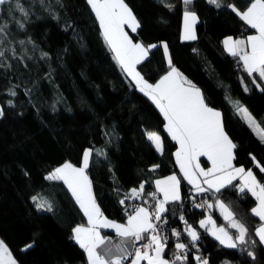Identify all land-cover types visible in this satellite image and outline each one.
Segmentation results:
<instances>
[{
	"label": "trees",
	"instance_id": "trees-1",
	"mask_svg": "<svg viewBox=\"0 0 264 264\" xmlns=\"http://www.w3.org/2000/svg\"><path fill=\"white\" fill-rule=\"evenodd\" d=\"M19 2L27 17L14 3L0 11V26L7 25L0 33L4 53L0 56V107L4 110L0 117V241L17 264H88L73 239V228L85 224V216L66 186L46 177L66 162L81 167L84 152L91 149L87 174L97 204L109 220L126 223L136 200L132 189L139 190L143 184L145 194L154 189L156 180L173 174L181 177L175 161L178 146L165 130L163 114L120 70L86 0ZM250 2L223 0L240 11ZM125 3L140 24L131 34L133 41L157 46L138 67L144 79L155 84L169 71L163 48L167 44L172 65L201 89L209 107L222 113L225 131L236 145L235 166L252 170L264 183V172L257 167H264V141L234 103L246 108L264 129V84L258 76H249L242 61L228 54L223 43L229 37L245 39L255 30L230 8H216L207 0H193L189 6L182 0ZM189 10L198 16L196 39L182 41L183 15ZM12 91L15 96L9 94ZM149 132L161 137L163 154L147 139ZM155 165L159 167L153 171ZM181 181L183 199L168 207L174 216L167 224H177L179 216L185 215L200 234L196 246L208 264H264V246L255 236L261 221L251 211L254 198L240 193L236 185L216 196L204 193L191 198ZM34 196L50 202L53 210H38ZM217 197L257 240L254 248L249 246L255 260L246 251L224 248L199 227L208 210L216 224L228 227L217 210ZM200 201L202 209L192 208ZM29 244L32 247L25 251ZM167 250L178 251L171 244ZM195 257L192 246L182 264H199Z\"/></svg>",
	"mask_w": 264,
	"mask_h": 264
},
{
	"label": "snow or ice",
	"instance_id": "snow-or-ice-1",
	"mask_svg": "<svg viewBox=\"0 0 264 264\" xmlns=\"http://www.w3.org/2000/svg\"><path fill=\"white\" fill-rule=\"evenodd\" d=\"M86 2L95 14L102 29L104 41L109 50L114 53L113 58L120 70L136 82L139 91L152 101L167 121L168 133L179 144V150L175 155L184 179L193 186L197 194L210 193L213 196L232 185L234 180L242 181L239 191L244 193L247 190L258 201V205L251 211L261 221V224L255 229V236L258 237L259 244L264 245V183L257 179L253 171H246L243 167L233 165L235 158L233 150L236 145L224 130L221 113L206 104L200 89L172 65L170 57L168 59L169 71L155 84L149 83L137 71L136 66L141 64L147 58L148 52L157 46L145 47L139 42H133L132 36L125 29L136 33L140 24L125 0H86ZM207 2L216 8H230L245 24L258 33L250 35L246 39L234 40L229 37L223 43L231 56L238 57L243 61V67L249 76L256 73L259 79L264 80V0H251L244 11L238 10L234 4L224 5L223 0H207ZM13 3H15L16 10L27 17L28 13L19 0H0V6ZM161 3H164V0H161ZM192 3L193 0H183L185 6ZM166 6L170 7V5ZM12 12L13 9L9 7L8 14L10 16ZM197 22L198 16L194 11L184 12V39L194 40L196 38L194 26ZM6 27L7 25L0 26V33ZM20 27H23V24H20ZM21 43L24 42L21 41ZM163 48L167 54V44H164ZM3 55L4 53L0 51V56ZM253 83H255V79ZM244 90L248 91L247 86ZM261 91H264V88H261ZM9 94L16 95L14 91ZM8 103L10 106L12 105L11 101ZM234 103L244 115L249 126L264 141V129L256 123L246 108L240 106L238 102ZM3 115L4 110L0 107V117ZM147 139L152 142L158 152L163 154V143L157 133L149 132ZM91 156L92 150H86L83 154L82 167H76L70 162H66L46 177L48 181L63 182L75 203L87 217V227L79 225L73 228V239L86 253L88 264H141L142 261H146L147 264H175V261L186 260L187 256L183 253L188 245L181 242L175 244V249L178 251L173 253L172 261L164 257L167 237L162 233L163 224L167 223V219L163 214L169 211L166 205L181 201L180 181L177 176L171 175L155 181L156 189L163 193V199L155 202L154 211L150 212L146 207H138L127 216L126 223H117L106 218L96 202L92 181L86 171L89 168ZM202 156L211 162V167L207 170L201 167L199 162V158ZM157 167L159 165L153 166L152 170L154 171ZM257 167L261 172H264V167L259 164ZM143 190V184L140 185L139 190L132 189V197L140 196ZM153 199L156 200L154 193ZM32 200L38 210L47 212L53 210L52 204L47 200L36 196L32 197ZM216 202L224 219L229 222L232 229L236 230L235 236L224 227H216V222L211 216L206 220H201L200 227L214 236L224 247L246 251L247 255L255 260V253L250 250L249 246L254 248L257 245V240L252 238L245 224L236 220L234 213L218 197ZM201 206V204L196 205V207ZM207 207L212 208V204H208ZM179 218L184 221L186 226L184 230L190 237V243L195 247L196 242L200 239V234L191 225H188L183 216ZM101 229H111L114 235H102ZM172 235L179 240L181 233L173 229ZM129 241H131L134 251L128 250ZM141 241L144 243L137 246ZM31 247V244L27 245L25 251ZM0 253H2L0 264H16L2 241H0ZM4 257L7 259L5 260ZM195 259L199 264H208V260L202 259L200 256H196Z\"/></svg>",
	"mask_w": 264,
	"mask_h": 264
},
{
	"label": "crops",
	"instance_id": "crops-1",
	"mask_svg": "<svg viewBox=\"0 0 264 264\" xmlns=\"http://www.w3.org/2000/svg\"><path fill=\"white\" fill-rule=\"evenodd\" d=\"M179 1H181V0H179ZM183 1V0H182ZM126 31H128L129 32V35L131 36V34H133L132 32H131V30L130 29H125ZM183 32V31H182ZM256 34H258V33H256V31H255V34H253V35H256ZM181 38L184 40V41H189V40H185L184 38H183V35L181 36ZM196 39V38H195ZM194 39V40H195ZM246 39V38H245ZM190 40H192V39H190ZM235 40V39H234ZM193 41V40H192ZM133 42H135V41H133ZM140 43V42H139ZM142 44V43H141ZM145 47H147L146 45H144ZM224 47H225V45H224ZM226 50V49H225ZM151 51V50H150ZM150 51L148 52V56H147V58L149 57V53H150ZM227 52V51H226ZM228 53V52H227ZM114 54V53H113ZM229 54V53H228ZM166 57H167V62H168V59H169V53L168 54H166ZM146 58V59H147ZM145 59V60H146ZM144 60V61H145ZM143 61V62H144ZM242 63H243V61H242ZM140 65V64H139ZM139 65H137L136 67H137V71H139V69H138V67H139ZM179 71V70H178ZM140 72V71H139ZM180 72V71H179ZM125 75L127 76V74L125 73ZM142 75V74H141ZM253 75H256V76H258V74H256V73H253ZM252 75V76H253ZM184 76V75H183ZM132 82H133V84L136 86V88L139 90V88H138V86L136 85V82L134 81V80H132V78L131 77H129V76H127ZM185 77V76H184ZM187 78V77H186ZM188 79V78H187ZM189 80V79H188ZM190 81V80H189ZM260 82H261V84L263 83L264 84V80H261L260 79ZM195 85V84H194ZM196 86V85H195ZM197 88H199L198 86H196ZM200 89V88H199ZM200 91H201V89H200ZM202 92V91H201ZM157 108V107H156ZM158 109V108H157ZM159 110V109H158ZM218 111V110H217ZM220 112V111H219ZM161 113V112H160ZM221 113V112H220ZM162 114V113H161ZM221 115H222V113H221ZM222 118H223V116H222ZM166 125H167V121H166ZM166 125H165V130H166V132H167V134L171 137V135L168 133V131H167V127H166ZM224 130H225V128H224ZM226 132V131H225ZM175 141V140H174ZM177 143V142H176ZM177 146H178V148H177V150H176V152L179 150V144L177 143ZM175 152V153H176ZM233 155H234V157H235V149L233 150ZM235 159V158H234ZM175 161H176V164H177V166H178V168H179V171H180V175H181V177L180 176H178V175H176V174H173V175H176L177 176V178H178V180L180 181V194H181V200L183 199L182 198V192H181V189H182V181H181V178L184 180V182L187 184V187L189 188V192H190V197L191 198H194L196 195H200V194H197L196 192H195V190L193 189V186L191 185V184H189L188 183V181L186 180V179H184V177H183V173L181 172V170H180V166H179V164L177 163V160H176V155H175ZM199 162H200V164H201V167H203V168H205V170H207L208 168H210L211 167V162L210 161H208L207 160V158L206 157H200L199 158ZM233 165L235 166V164H234V160H233ZM236 167V166H235ZM247 171V170H246ZM252 171V170H251ZM254 173V172H253ZM254 175H255V173H254ZM171 176V175H170ZM167 177H169V176H167ZM167 177H164V178H162V179H165V178H167ZM257 177V176H256ZM162 179H159V180H162ZM201 179V181L203 180V178L201 177L200 178ZM258 179V178H257ZM259 180V179H258ZM53 182H61V181H53ZM63 183V182H62ZM242 183V181H240L239 179H237V180H234L233 181V184L232 185H236L237 187H238V189H239V185ZM232 185H229L228 187H230V186H232ZM66 186V185H65ZM204 187H206V185H204ZM66 188H67V186H66ZM227 188V187H226ZM93 189V188H92ZM225 189V188H224ZM154 190L160 195V199H163V193H161V192H159L157 189H156V184L154 183ZM223 190V189H222ZM240 192V191H239ZM94 193V192H93ZM241 193V192H240ZM244 193H248V194H250L251 195V193H249V192H247V190H245V192ZM202 194H204V193H202ZM143 195H144V191L140 194V196H138V197H135V198H133L132 197V199H138V198H142L143 197ZM252 196V195H251ZM253 197V196H252ZM254 198V200L256 201V205H255V207L258 205V201L255 199V197H253ZM74 199V198H73ZM97 202V201H96ZM177 202H181V201H177ZM173 203H176V202H173ZM173 203H169L168 205H167V207H169L171 204H173ZM79 207V206H78ZM216 207H217V210L219 211V213L222 215V217L224 218V215H223V213L221 212V210H220V208L218 207V205L216 204ZM80 209V208H79ZM209 209V208H208ZM101 210V209H100ZM81 212H82V210H81ZM102 212V211H101ZM83 213V212H82ZM84 215V214H83ZM163 216L167 219V223H169V221H172V218H173V216H174V213H173V211H171V210H169L168 212H166V213H164L163 214ZM209 216H211V214H210V211L208 210V212H207V215H206V217L203 219V220H206ZM258 218V217H257ZM213 219V218H212ZM85 220H86V222H85V224H83L85 227H87L88 226V224H87V217H85ZM214 220V219H213ZM112 221V220H111ZM215 221V220H214ZM226 222H227V226L228 227H226V226H223V225H218V224H216V227H224L226 230H228L229 231V233L230 234H232L231 232H230V230H229V228L230 229H232L231 227H230V225H229V222L227 221V220H225ZM115 222V221H114ZM118 223V222H117ZM193 227V226H192ZM199 227H200V222H199ZM194 228V227H193ZM201 228V227H200ZM197 232H198V230L196 229V228H194ZM201 229H203V230H205L204 228H201ZM232 230H234V233H236V230L235 229H232ZM206 231V230H205ZM207 232V231H206ZM208 233V235L213 239V240H215L216 242H218L219 243V241H217L216 239H215V237L214 236H212L209 232H207ZM101 234L102 235H108V236H110V235H112V234H114L113 233V230H111V229H101ZM233 235V234H232ZM73 236H74V233H73ZM188 238L190 239V237L188 236ZM199 241V240H198ZM197 241V242H198ZM220 244V243H219ZM221 245V244H220ZM221 246H223V245H221ZM264 246V245H263ZM5 247V246H4ZM168 247V246H167ZM167 247L165 248V250H164V257L166 258V259H168V260H170L171 258H173V253H175V252H177V251H172V252H170V251H168L167 250ZM224 247V246H223ZM224 248H226V247H224ZM227 249H229V248H227ZM169 254L170 255V258H167V256H166V254ZM86 254V253H85ZM12 258V257H11ZM13 259V258H12ZM183 262V261H182ZM88 263V262H87ZM16 264H17V262H16ZM141 264H147V262L146 261H142L141 262Z\"/></svg>",
	"mask_w": 264,
	"mask_h": 264
},
{
	"label": "built area",
	"instance_id": "built-area-1",
	"mask_svg": "<svg viewBox=\"0 0 264 264\" xmlns=\"http://www.w3.org/2000/svg\"><path fill=\"white\" fill-rule=\"evenodd\" d=\"M153 193L155 194V198L156 200L153 199ZM160 195L154 190H148L146 191V193L144 194V196L142 198H138L135 201H133L132 204V209L138 208V207H146L148 208V210L150 212L154 211V204L156 201L161 200L160 199ZM197 204H201V207H196ZM204 207V204L200 201L195 203L194 205H192V208H197V209H202ZM184 217V220L187 221L186 216L185 215H180ZM179 216V217H180ZM179 223L177 224H163V235H165L167 237V246H169L170 244L173 245L175 247V244L178 242L181 243H185L186 245H188V248L185 250V252L183 253L184 255L188 256L189 253L191 252V243H189V239H188V235L185 232V224L184 221L180 220V218H178ZM188 225H190V223L187 221ZM175 229L176 231L180 232L181 235L179 237V240H177L176 237H174L172 235V230ZM114 234L110 235L113 236ZM144 243V241L140 242V245L137 246H141ZM193 249L195 250V256H200L203 259V255H202V250L199 249L197 246L193 247ZM129 251H134V249L131 247V241H129ZM174 259L171 258L170 261H172ZM175 264H182V261H175Z\"/></svg>",
	"mask_w": 264,
	"mask_h": 264
},
{
	"label": "rangeland",
	"instance_id": "rangeland-1",
	"mask_svg": "<svg viewBox=\"0 0 264 264\" xmlns=\"http://www.w3.org/2000/svg\"><path fill=\"white\" fill-rule=\"evenodd\" d=\"M22 6H23V4L21 3V2H19ZM15 4V3H14ZM1 7L2 6H0V11H1ZM24 8V7H23ZM24 10H25V8H24ZM26 11V10H25ZM198 23V22H197ZM197 23H196V25H197ZM196 25L194 26L195 28H196ZM182 35H183V38H184V15H183V28H182ZM181 35V36H182ZM195 36H196V30H195ZM186 40V39H185ZM182 41H184L183 39H182ZM189 41H192V40H190L189 39ZM226 49V48H225ZM227 51V50H226ZM228 52V51H227ZM167 54H168V50H167ZM249 112V111H248ZM239 113H240V115L244 118V115L239 111ZM252 116V115H251ZM253 117V116H252ZM253 119L256 121V123L258 124V125H260L259 124V122H258V120L255 118V117H253ZM244 120H245V122L248 124V122L246 121V119L244 118ZM248 126H249V124H248ZM250 127V126H249ZM260 127H261V125H260ZM252 130H253V128L252 127H250ZM262 129H263V127H261ZM253 132L257 135V133L253 130ZM258 136V135H257ZM259 137V136H258ZM260 138V137H259ZM87 150H89V149H87ZM160 153V152H159ZM90 159H91V157H90ZM89 164H90V161H89ZM82 167V166H81ZM88 170V169H87ZM86 170V171H87ZM180 196H181V194H180ZM162 200V199H161ZM166 207H167V205H166ZM0 255H2V253H0ZM4 259L6 260L7 259V257H4Z\"/></svg>",
	"mask_w": 264,
	"mask_h": 264
}]
</instances>
